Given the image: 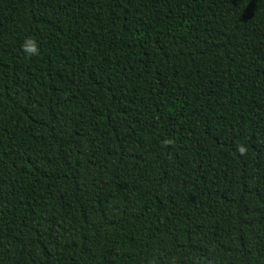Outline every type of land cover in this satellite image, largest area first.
<instances>
[{"label": "trees", "instance_id": "1", "mask_svg": "<svg viewBox=\"0 0 264 264\" xmlns=\"http://www.w3.org/2000/svg\"><path fill=\"white\" fill-rule=\"evenodd\" d=\"M0 264H264V0H0Z\"/></svg>", "mask_w": 264, "mask_h": 264}, {"label": "clouds", "instance_id": "2", "mask_svg": "<svg viewBox=\"0 0 264 264\" xmlns=\"http://www.w3.org/2000/svg\"><path fill=\"white\" fill-rule=\"evenodd\" d=\"M23 49L24 52L29 56L39 53V47L33 40H26L23 45ZM239 151L241 152V154H243L245 153L246 149L243 146H240Z\"/></svg>", "mask_w": 264, "mask_h": 264}]
</instances>
